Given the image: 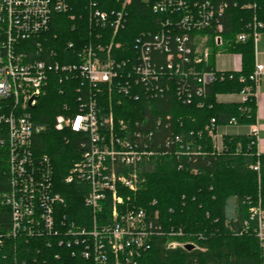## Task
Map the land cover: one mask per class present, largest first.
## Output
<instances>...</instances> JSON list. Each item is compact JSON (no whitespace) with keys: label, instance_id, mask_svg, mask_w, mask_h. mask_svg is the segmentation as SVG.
I'll use <instances>...</instances> for the list:
<instances>
[{"label":"trees","instance_id":"trees-1","mask_svg":"<svg viewBox=\"0 0 264 264\" xmlns=\"http://www.w3.org/2000/svg\"><path fill=\"white\" fill-rule=\"evenodd\" d=\"M123 3L124 0H70V10L54 15L46 33L23 43H29L27 48L34 52V42H41L39 56L59 66L77 65L78 53L85 44L111 43V57L123 61V69L130 72L138 63L137 40L143 44L152 42L155 34L166 31L161 25L169 15L153 13L148 0H128L123 7V25L114 34L109 21L104 27L93 24V7L105 12L110 20ZM214 4L223 8L218 16L223 26L221 47L240 56L239 71H217L211 51L208 62L197 66L195 72H213L214 81L198 95L199 75L192 71L185 76L171 74L166 67V53L149 49V61L157 75L150 82L151 97L143 83L133 81V97H113L109 101L101 85V90L90 93L102 114L110 110L115 127L124 121L128 134L133 137L135 130L139 131V139L152 150V159L143 166L141 188L134 195L130 193L129 208L152 213V242L136 259L137 264H264V244L256 237V221L250 219L249 213L257 205L264 211V154L258 153L256 140L249 132L222 134L219 142L216 140L224 127L255 123V84L250 78L255 68L254 45L251 39L238 42L236 36L248 31L253 17L264 24V0H215ZM169 31L165 40L169 39L168 48L174 54L173 37L180 31ZM46 86L31 111L33 121L45 129L33 137V149L50 157L56 187L66 199V204L58 207L57 219L63 215L65 220L87 227L92 212L82 203L83 189L63 184L71 164L79 158L84 139L54 131L53 121L58 114L79 112V101L88 99V85L74 73H51ZM221 95H235L238 101L220 102L217 97ZM256 165L257 171L253 169ZM2 170L5 163L1 160L0 191H5L8 173ZM110 211L111 204L106 202L101 211L93 214L97 225L111 222ZM10 225V207L0 204V235ZM169 231L176 235L169 239L191 243L194 248H167L168 240L161 232ZM71 249L58 245L52 236L17 238L11 244L6 242L0 264H85L79 247L72 249L73 256ZM106 264H112L110 256Z\"/></svg>","mask_w":264,"mask_h":264},{"label":"built area","instance_id":"built-area-1","mask_svg":"<svg viewBox=\"0 0 264 264\" xmlns=\"http://www.w3.org/2000/svg\"><path fill=\"white\" fill-rule=\"evenodd\" d=\"M148 1L153 13L169 15L170 19L166 18L161 25L166 28L165 33L159 31L152 42L143 44L142 40H137L138 63L132 65L129 72L123 69V61L111 57V43L105 46L85 44L78 53L77 65L47 63L39 56L41 42L35 41L34 52L29 51V43L23 42L46 33L54 15L70 10V0H0V169L2 160L5 163L2 172L8 173L7 189L0 191V204L9 206L11 211L10 229L0 235V252L7 241L11 244L17 238L50 236L58 245L79 247V256L85 264H106L108 256L112 264H137L136 259L149 249L152 213L129 208V205L132 202L130 193L135 194L144 182L143 166L152 159V150L139 139V131L135 130L133 137L128 134L124 121H119L115 127L110 110L102 114L95 99L91 98L92 90H101V85L109 101L113 97H133V81L134 84L143 83L146 94L151 97L150 82L157 78L148 55V50L153 49L166 53V67L171 74L185 76L192 71L193 75H199L200 87L196 93L202 94L203 87L214 81V74H196L195 68L208 62V44L215 47L223 44L220 35L223 26L218 17L223 8L221 4L215 5V0ZM127 2L124 0L120 11L110 20L105 12L93 7L90 11L93 24L104 27L109 21L114 34L123 25L122 12ZM263 27L264 24L253 17L248 31L238 34L236 40L251 39L254 45ZM177 28L180 34H174L173 54L165 34ZM67 47L71 48L72 44L68 43ZM261 71L262 67L256 65L250 77L255 91ZM51 73H74L88 85V99L84 100L85 105L79 101V112L58 114L53 121L54 131L84 139L79 158L71 164L63 184L83 189L82 203L92 212L87 227L66 221L63 215L61 220L57 219L58 207L65 205L66 199L56 187L50 157L46 153L37 154L33 149V137L45 129L33 121L31 111L45 92ZM249 134L256 140L254 128ZM2 148L6 150L5 155ZM253 169L257 171L258 165ZM106 202L111 204V222L100 226L93 214L101 211ZM249 213L250 219L256 221V237L263 245L264 211L257 205L250 208ZM161 234L168 240L167 248L191 244L169 239L176 236L175 232ZM13 264H17L16 261Z\"/></svg>","mask_w":264,"mask_h":264},{"label":"crops","instance_id":"crops-1","mask_svg":"<svg viewBox=\"0 0 264 264\" xmlns=\"http://www.w3.org/2000/svg\"><path fill=\"white\" fill-rule=\"evenodd\" d=\"M232 55V63L229 68L215 69L217 71H239L241 60L238 54ZM260 65L262 71L259 82L256 86L255 101H256V118L252 126H227L221 129V133L217 134L218 138L222 134H247L252 128L256 130V149L258 153L264 154V31L259 33V36L254 44V66ZM217 99L220 102L238 101L235 95H221Z\"/></svg>","mask_w":264,"mask_h":264},{"label":"rangeland","instance_id":"rangeland-1","mask_svg":"<svg viewBox=\"0 0 264 264\" xmlns=\"http://www.w3.org/2000/svg\"><path fill=\"white\" fill-rule=\"evenodd\" d=\"M208 49L213 51V61H214V67L216 69H223V68H229L230 64L232 63V55H230L225 48L223 47H215L212 45H207ZM221 133V131L219 130ZM217 138V136H216ZM217 142H219V138L216 139ZM144 174V173H143ZM132 195V193H131ZM130 195V196H131ZM134 195V194H133Z\"/></svg>","mask_w":264,"mask_h":264},{"label":"water","instance_id":"water-1","mask_svg":"<svg viewBox=\"0 0 264 264\" xmlns=\"http://www.w3.org/2000/svg\"><path fill=\"white\" fill-rule=\"evenodd\" d=\"M194 247L191 244H187L183 246V249H185L186 251H190L192 250Z\"/></svg>","mask_w":264,"mask_h":264}]
</instances>
